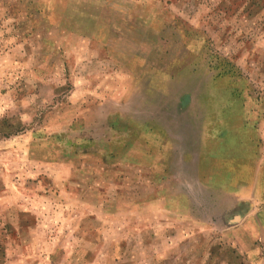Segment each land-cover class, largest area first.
I'll use <instances>...</instances> for the list:
<instances>
[{"label":"rangeland","instance_id":"374dc122","mask_svg":"<svg viewBox=\"0 0 264 264\" xmlns=\"http://www.w3.org/2000/svg\"><path fill=\"white\" fill-rule=\"evenodd\" d=\"M98 1L0 0V264H264V0ZM143 11L153 68L125 74L85 33Z\"/></svg>","mask_w":264,"mask_h":264},{"label":"crops","instance_id":"0c3cea01","mask_svg":"<svg viewBox=\"0 0 264 264\" xmlns=\"http://www.w3.org/2000/svg\"><path fill=\"white\" fill-rule=\"evenodd\" d=\"M91 1V0H89ZM98 1L99 5L105 9L106 8V2ZM161 2V0H159ZM122 7H126L128 9H131L133 6L139 9H144L142 6V2H131L129 0H124L120 5ZM142 16L138 19L137 24L142 27V29L136 27L133 31H130L126 34L121 35V39H117L116 35H113V39L107 38V35L105 33H85L86 35L92 36L93 39H95V36L98 35V39H100L103 43L106 42L107 48H111V52L113 55L118 56L120 58V61L123 65L121 72L128 74L131 73L130 68L133 66V64H138L140 67L150 65L149 63L152 62L151 57H154L155 54L154 50L156 48L155 43L153 42L151 45L148 43V39L145 36V32L149 29H155L157 30V26L161 25L165 22V20L162 18L163 13L160 12V17L155 18L152 20V18L144 17V11L142 12ZM101 22L102 24V30L107 29L108 35L111 37L112 31L109 29L107 24H105L108 21H117V19L114 20H108V18L103 17ZM88 22V21H87ZM85 22V23H87ZM143 24V25H142ZM150 41V40H149ZM152 48V49H150ZM129 61L130 63H127ZM146 67V68H147ZM153 67H148V70H151ZM211 119L216 121L223 120L220 117L212 116ZM206 139L209 140V143L213 144L215 140L212 137H206ZM222 139V137L216 138V144L221 143L219 142ZM202 145V143H201ZM168 150L171 152L172 149L167 147ZM166 149V148H165ZM164 149V150H165ZM202 149V150H201ZM199 150V152L205 154L208 153L209 150L206 148L205 145H202V148ZM222 154V152L220 153ZM208 157V156H207ZM203 156V158H207ZM208 159V158H207ZM259 160V158L257 159ZM215 163V162H214ZM214 167H217V165L211 163V165L208 162H205L204 160L201 161L200 168L202 170L210 169ZM241 167H244L246 169L243 173H237V175L230 180L232 181V189L231 193L234 194V205L233 208H249L247 206L252 205L254 207V202H257L260 198V188L262 186L263 180H260V163L259 161H250V162H244L241 164ZM221 167V166H220ZM224 167V164H223ZM205 175V174H204ZM230 176V174L228 175ZM206 178H208L205 175ZM205 177H201L198 180H207ZM204 183V181H203ZM228 193V191H227ZM230 193V191H229ZM251 207V206H250ZM252 216L251 212L247 215L246 219H249Z\"/></svg>","mask_w":264,"mask_h":264},{"label":"trees","instance_id":"16d2710c","mask_svg":"<svg viewBox=\"0 0 264 264\" xmlns=\"http://www.w3.org/2000/svg\"><path fill=\"white\" fill-rule=\"evenodd\" d=\"M167 3H169V1H167ZM217 127H221V126H217Z\"/></svg>","mask_w":264,"mask_h":264}]
</instances>
